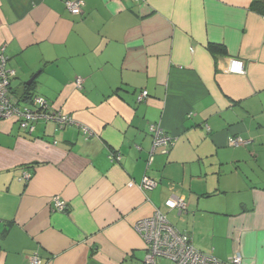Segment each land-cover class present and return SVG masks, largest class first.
Here are the masks:
<instances>
[{"label":"crops","instance_id":"1","mask_svg":"<svg viewBox=\"0 0 264 264\" xmlns=\"http://www.w3.org/2000/svg\"><path fill=\"white\" fill-rule=\"evenodd\" d=\"M67 1L0 0L12 93L74 122L0 120V264H143L136 224L157 210L202 253L264 264V16L252 0H81L79 16ZM153 125L172 146L153 150Z\"/></svg>","mask_w":264,"mask_h":264},{"label":"built area","instance_id":"2","mask_svg":"<svg viewBox=\"0 0 264 264\" xmlns=\"http://www.w3.org/2000/svg\"><path fill=\"white\" fill-rule=\"evenodd\" d=\"M134 2H145L146 0H133ZM68 11L79 16L83 13L84 2L81 0L67 1ZM229 72L232 74L244 75L246 73L245 62L233 59L230 62ZM17 76L15 70L8 67L7 46L0 50V120H14L21 130L32 133L40 121L55 122L61 128L74 124L69 116L62 115L54 110L48 102L38 96L27 95L26 98L15 96L11 91V82ZM77 85L81 87L82 81L78 80ZM148 97V92H143L138 101L142 102ZM85 135L91 137L88 129H84ZM150 134L153 137V150L161 147H170L175 139L167 135L159 126H150ZM230 145L240 147L249 142L243 138L236 137L230 140ZM120 155H113L112 160H120ZM152 160H150L151 163ZM32 178L28 171L23 172L19 178L20 182L28 183ZM157 183L149 177H144L142 186L144 189L152 190ZM54 211L64 213L68 210L66 202L55 198ZM169 210H177L179 213L187 211V203L184 198L173 196L166 201ZM136 230L143 238L147 246V252L143 264H161L168 261L171 264H245L241 255L235 254L226 261L220 260L211 254H205L197 250L187 233L177 230L167 216L157 210L151 217L140 220L136 224ZM32 264H40V258L34 255L31 258Z\"/></svg>","mask_w":264,"mask_h":264},{"label":"trees","instance_id":"3","mask_svg":"<svg viewBox=\"0 0 264 264\" xmlns=\"http://www.w3.org/2000/svg\"><path fill=\"white\" fill-rule=\"evenodd\" d=\"M251 10L256 12V13H258V14H260V15H262V16H264V0H252ZM213 49L216 51L219 48L218 47H213Z\"/></svg>","mask_w":264,"mask_h":264},{"label":"rangeland","instance_id":"4","mask_svg":"<svg viewBox=\"0 0 264 264\" xmlns=\"http://www.w3.org/2000/svg\"><path fill=\"white\" fill-rule=\"evenodd\" d=\"M161 264H171L168 261H162Z\"/></svg>","mask_w":264,"mask_h":264},{"label":"water","instance_id":"5","mask_svg":"<svg viewBox=\"0 0 264 264\" xmlns=\"http://www.w3.org/2000/svg\"><path fill=\"white\" fill-rule=\"evenodd\" d=\"M31 83V82H30Z\"/></svg>","mask_w":264,"mask_h":264}]
</instances>
